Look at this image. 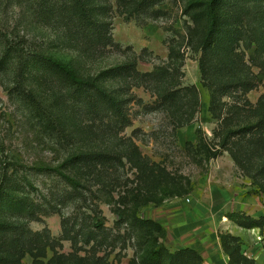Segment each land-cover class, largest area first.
Wrapping results in <instances>:
<instances>
[{"label":"rangeland","instance_id":"374dc122","mask_svg":"<svg viewBox=\"0 0 264 264\" xmlns=\"http://www.w3.org/2000/svg\"><path fill=\"white\" fill-rule=\"evenodd\" d=\"M209 1L0 0V264H264V0Z\"/></svg>","mask_w":264,"mask_h":264},{"label":"trees","instance_id":"16d2710c","mask_svg":"<svg viewBox=\"0 0 264 264\" xmlns=\"http://www.w3.org/2000/svg\"><path fill=\"white\" fill-rule=\"evenodd\" d=\"M216 0H210L209 1V11H210V16H211V24L210 26L212 27L214 24V10H213V3H215ZM42 59L50 66V68L54 69L56 72L65 74L69 78L75 80L76 78L74 75L71 73V71L67 68V66L59 63L53 58L43 56Z\"/></svg>","mask_w":264,"mask_h":264}]
</instances>
